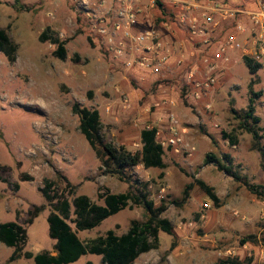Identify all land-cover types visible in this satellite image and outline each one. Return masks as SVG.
I'll list each match as a JSON object with an SVG mask.
<instances>
[{"label":"rangeland","instance_id":"374dc122","mask_svg":"<svg viewBox=\"0 0 264 264\" xmlns=\"http://www.w3.org/2000/svg\"><path fill=\"white\" fill-rule=\"evenodd\" d=\"M94 1L0 0V28L7 30L18 45L14 62L0 53V223L16 222L26 228L28 238L23 252L34 256L54 254L56 241L49 236L47 221L52 207L41 192L46 181L54 182L53 191L71 203L76 196L84 195L104 205L98 195L106 189L116 194L143 192L156 207L165 205L163 217L172 223L174 234L161 232L159 249L141 255L134 264H221L227 258L264 264V157L253 148L252 135L239 130V122L231 112L234 108L244 113L250 98H254L264 136V66L253 75L243 61L255 40L260 43L264 19L255 26L238 21L240 14L228 20L219 17V26L209 27L211 45L196 41L204 46L195 63L197 69L205 76L213 67L210 76L215 83L209 88L182 81L185 72L194 67L193 62L173 77L169 73L157 81L137 84L133 75L140 69L117 62L107 40L87 17L91 8L86 7L98 9ZM106 1L98 16L106 15L111 27L114 1ZM252 1L258 8L259 0ZM168 24L169 30L177 28L183 35L173 14ZM238 24L245 27L244 33H237L240 47L227 46L223 60H214L213 54L226 44L229 35L236 33ZM47 27L66 42L65 60L54 56V45L40 40ZM188 89L198 93L191 107L186 98L191 92ZM159 93L174 95L177 100L170 108L179 113L185 106L192 119L184 127L174 125L183 142L164 147L167 168L146 169L139 165L126 170L122 179L107 173L79 130L74 104L99 110L105 139L136 153L142 148L140 133L148 119L146 108L155 112L157 107L149 104ZM40 104L47 105V110ZM223 133L235 135L237 144L224 138ZM159 141L165 139L161 136ZM261 144L264 146V137ZM209 154L229 167L232 174L208 162ZM199 180L220 197L219 206L197 184ZM42 205L44 211L29 224L30 213ZM70 217L69 224L77 231L71 222L73 208ZM145 220L144 207L133 204L92 230L78 231V236L88 242L109 230L122 235L133 221ZM251 235L257 240L241 243ZM13 251L0 242V264H35L34 259L25 258L10 262ZM71 264L104 263L100 256L88 253Z\"/></svg>","mask_w":264,"mask_h":264},{"label":"trees","instance_id":"16d2710c","mask_svg":"<svg viewBox=\"0 0 264 264\" xmlns=\"http://www.w3.org/2000/svg\"><path fill=\"white\" fill-rule=\"evenodd\" d=\"M161 11L164 10L163 4L156 0ZM165 19V18H164ZM159 21H167L166 19ZM42 42H50L55 46L54 56L60 60L67 58L66 42L56 33L47 27L41 34ZM18 45L12 40L7 30L0 28V53L3 54L9 62L16 60ZM244 64L249 72L257 74L262 65L254 63L249 56L243 57ZM259 96L258 93H253ZM73 112L79 117V130L88 141L90 147L95 152L96 157L101 163V168L107 173L124 178L126 170L142 165L146 169L157 168L166 169L165 148L162 142L157 138V129L155 127L145 128L140 133L142 148L140 151L133 153L124 146H116L114 143L107 141L102 134L101 114L97 109L80 107L74 104ZM231 112L236 121L239 122V130L245 131L252 135L253 148L258 150L264 157V146L261 140L264 137L259 127L260 118L255 114L254 98H250L247 110L244 113H238L234 108ZM224 138L229 139L233 145H236L238 139L235 135L223 133ZM228 158V156H226ZM208 162H215L218 167L227 174H232V170L222 165L215 155H207ZM161 176H164L162 173ZM24 180V179H23ZM26 180V179H25ZM210 197V200L219 206L221 199L213 192L212 188L207 186L203 181H197ZM55 183L46 181L45 188L41 192L45 199L51 204L52 211L48 216L49 236L56 241L54 246L55 253L43 252L34 256L30 252H23L27 244V230L16 222L0 223V242L7 247L14 248L10 256V262L21 258L34 259L35 264H71L78 261L86 254L100 256L104 264H134L137 259L152 250L160 247L159 235L164 232L168 235L174 234V227L163 213L166 211L165 205L159 207L148 199L145 193L139 195L132 191L126 193H112L109 189L100 192L98 197L104 201V205L97 204L89 197L81 195L76 196L72 203L63 196H59L57 191H53ZM191 185L187 189H189ZM53 192V195H52ZM187 197V191H185ZM133 204L144 207L146 211V220L143 222L133 221L129 230L122 235H117L114 230H109L106 235L99 236L88 242H83L78 231L92 230L109 217L119 213L127 207L132 208ZM73 208L74 217L71 222L75 224L74 231L69 224ZM45 207L38 206L30 213L28 223L32 224L34 220L44 211ZM257 236L251 235L248 239H242L241 243L256 241ZM175 246V243L172 244ZM221 264H251L252 259L239 260L227 258L220 262Z\"/></svg>","mask_w":264,"mask_h":264},{"label":"built area","instance_id":"2783aa9c","mask_svg":"<svg viewBox=\"0 0 264 264\" xmlns=\"http://www.w3.org/2000/svg\"><path fill=\"white\" fill-rule=\"evenodd\" d=\"M88 1V0H87ZM98 1V3H97ZM114 1V18L111 27H108L106 15L99 17V9L107 4L106 0H95L94 7L87 13V17L94 22L97 27V33L107 40V44L112 49L117 62L124 67L132 69L137 68L144 71H150L153 74H160L162 70H167L172 54V48L164 38L162 30L157 29L153 25L146 24L143 9L141 8L142 0H112ZM153 6L156 0H150ZM175 5H179V13L176 14V24L182 31L186 32L192 41H202L207 45H211L212 31L209 27L217 28L220 22L217 20L222 17L228 20L229 16L234 17L235 14H246L251 22L258 26L260 20L264 19V4L262 0L258 1V9L249 12L230 9L225 6L220 0H170ZM100 3V4H99ZM96 22L98 24H96ZM236 33L231 34L226 39V44L220 46L213 54L214 60L224 58L227 46L240 47L237 43V33H244L245 27L238 24ZM169 30V29H168ZM260 43L257 39L254 42V47L247 49L248 55L254 63L264 66V35L259 36ZM248 54V53H247ZM225 60H228L225 58ZM183 63V61H180ZM206 63L209 60L206 59ZM208 73L203 76V73L195 68L185 72L184 81L195 83L196 87L204 85L206 88L215 83V78L210 74L213 67H209ZM201 78L202 80L198 79ZM172 123L175 122L174 117L170 118ZM183 142V137L172 124L170 134L162 141L164 147H175ZM206 208L209 205H205Z\"/></svg>","mask_w":264,"mask_h":264},{"label":"crops","instance_id":"0c3cea01","mask_svg":"<svg viewBox=\"0 0 264 264\" xmlns=\"http://www.w3.org/2000/svg\"><path fill=\"white\" fill-rule=\"evenodd\" d=\"M163 6H164V10L161 11L159 10V5L156 2V6L151 3L150 0H142L141 1V8L143 9V14L145 16V22L146 24H150L153 25L154 27H156L159 30H162L164 33V38L166 39V41L169 43V45L173 46L172 47V54L173 56L171 57L170 61H169V65L167 67V70H162V72L160 74H153L150 71H140L137 70L136 75L134 80L135 82L141 83L144 82V80H148V81H157L159 80L158 77H160L161 75L166 76L167 74L170 73V76H174V73L176 74L177 71L185 68V67H190V64L193 62L194 67H196L195 63H198V55L199 53H201L203 51V43H199L197 44L196 41H192L189 37V35L182 31L183 35H181V32H179V29L177 28H172V30H168L169 29V20H170V16L171 14L174 15V17H176V14L179 13V5H176L170 1V0H159ZM223 2L225 3V5L229 8H233V9H238V10H242V11H252V10H257V4L255 3V1L252 0H223ZM158 11L155 17V12ZM148 13V15H147ZM146 14V15H145ZM147 16V17H146ZM158 16V17H157ZM149 17V18H148ZM147 18V19H146ZM166 19L167 21H159L160 19ZM164 19V20H165ZM231 20V19H230ZM237 20L238 21H245L250 22V24L252 25L251 20L249 19V17L245 14H240L239 16H237ZM148 21V22H147ZM223 23V22H222ZM217 31H215L216 33ZM214 33V32H213ZM247 36V35H246ZM213 53V50H212ZM182 57L186 58L187 61L185 59H182ZM180 61H183V63H180ZM193 67V68H194ZM192 69V68H191ZM182 81H184V75L183 77H181ZM163 89V88H162ZM160 89L159 92H162L163 90ZM191 92H189L188 95H186V98L189 99V104L191 107L192 102H196V100H198V93H193L194 90L193 89H188ZM173 97H169L164 93H159L158 96L153 95L152 99L150 101L149 105H155L157 107V109L155 110V112L150 113L149 110L150 108H146V110L148 109V111H146L147 114V120L145 121V123H143L142 126V130L145 128H152L155 127L157 129V138L159 139V137L162 136L163 139H166L169 134H170V126L176 125L179 126L182 125L184 127V123L190 124L189 122L192 120L190 117H188V112H189V108H186L185 106L181 109L182 111L179 113H175L173 109H171L170 107L173 106V104H175V100H177L174 95H172ZM191 113V112H189ZM199 111H197V114L199 115ZM176 115H178V119L176 117ZM174 117L175 122L172 123L170 121V118ZM186 119V121L184 120ZM179 120V122H178ZM182 122V124H181ZM197 121H192L193 124H197ZM167 129V130H166ZM138 167V166H136Z\"/></svg>","mask_w":264,"mask_h":264},{"label":"bare ground","instance_id":"6f19581e","mask_svg":"<svg viewBox=\"0 0 264 264\" xmlns=\"http://www.w3.org/2000/svg\"><path fill=\"white\" fill-rule=\"evenodd\" d=\"M41 105V104H40ZM47 105H41V107L43 108V109H46V108H48V107H46ZM47 110V109H46Z\"/></svg>","mask_w":264,"mask_h":264}]
</instances>
